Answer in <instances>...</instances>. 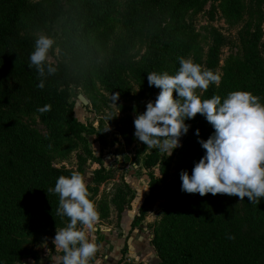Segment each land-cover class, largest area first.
I'll return each mask as SVG.
<instances>
[{
  "label": "trees",
  "instance_id": "obj_1",
  "mask_svg": "<svg viewBox=\"0 0 264 264\" xmlns=\"http://www.w3.org/2000/svg\"><path fill=\"white\" fill-rule=\"evenodd\" d=\"M182 1L187 0H174L169 6L177 8ZM164 2L128 0L124 18L130 42L128 46L114 47L109 59V72L117 83L122 81L121 70L130 60L128 47L149 26H155L150 54L140 72L147 83L150 72L174 75L180 67L178 58H185L194 46L199 32L186 26L161 24L160 7ZM111 4L112 0L59 1L54 16L66 14L62 24L65 36L62 49L73 56L77 54L78 59L74 64L52 61L56 73L41 78L34 66L28 67L36 38L21 33L25 14L17 8L15 0H0V264L21 263L26 254L36 258V252L23 246L17 233L42 224V220L34 217L40 204L49 207L59 203L58 194H47V190L55 187L61 175L70 177L72 173L50 162L47 149L52 147L51 143L27 127L18 113L29 114L50 104L51 111L37 112L57 139L66 135L67 126L99 135L95 126H87L73 115L70 83L80 71L82 60H88L96 76L106 81L107 75L100 68L90 38L97 35L101 39L110 32ZM207 69L213 71L210 67ZM41 79H44L43 89L37 87ZM148 88L150 101H155L159 89L149 85ZM238 90L251 92L264 104V76L260 62L253 54L229 58L219 86L210 84L207 91H203L202 99L219 95L223 102L229 93ZM185 123L190 127L180 148L176 179L166 180L164 164L168 156L165 152L160 154L158 148L149 151L143 161L150 176L149 194L145 200L158 187L167 200L164 227L169 231L170 246L166 250L160 239H151L159 257L157 264H264V198L259 204H251L247 197L240 201L235 196H200L181 190V171L191 175L194 165L205 155L198 141L207 140L214 133L203 115L197 114ZM98 162L101 166L93 172L94 181L101 179L104 168L102 160ZM155 165H159L160 176L153 173ZM161 181L165 182L160 185ZM123 206L119 205L120 210ZM41 216L46 220L50 218L46 211ZM138 217L134 214L131 229ZM176 227L181 231L173 236ZM33 264L40 263L35 261Z\"/></svg>",
  "mask_w": 264,
  "mask_h": 264
},
{
  "label": "rangeland",
  "instance_id": "obj_2",
  "mask_svg": "<svg viewBox=\"0 0 264 264\" xmlns=\"http://www.w3.org/2000/svg\"><path fill=\"white\" fill-rule=\"evenodd\" d=\"M59 1L15 0L17 8L25 14L21 33L36 39L40 35L54 38L56 44L50 51L52 61L74 64L78 59L77 54L72 52L73 56L62 49L65 38L62 24L66 14L54 16ZM173 1L165 0L160 7L161 24L186 26L199 32L198 39L185 59L191 58L204 68L210 67L215 73L222 75L229 58H244L253 54L260 62L264 76V0H187L180 2L179 7L172 8L169 4ZM127 4L128 0H112L108 18L110 32L101 39L97 35L90 38L100 68L107 75L106 81L96 76L88 60H82L79 62L80 71L70 83L73 115L85 125L95 126L99 135L67 126L66 135L59 140L37 111L18 113L27 127L51 143L52 147L47 149V154L54 166L77 171L85 177L91 193L89 199L99 212L94 231L89 233V238L94 239L98 245V252L90 259L89 264L101 260L103 262L100 264H113L117 251L120 252V248L117 250L116 239L111 240L110 253L106 258L104 253L107 250L103 251L99 245L107 248L108 244L105 242L110 241V238H105V234L107 231L114 232L116 217L121 212L119 205L122 204L123 209L135 206V215L139 217L133 228L144 230L150 243L155 237L160 239L166 250L170 246L169 231L164 227L166 198L160 194L158 187L145 200L149 194L150 176L143 161L153 148H147L134 135V119L138 113L146 110L150 101L148 83L140 72L150 54L154 25L145 29L136 42L128 47L130 60L121 70L122 81H114L109 72V59L114 47L120 44L128 46L130 42L124 18ZM78 93L86 97V103L81 102ZM115 93H119V99L113 103L112 95ZM197 94L202 98L203 92L197 90ZM184 136L185 134L180 137V146L165 161L166 180L176 179L178 176ZM165 154L167 155L166 152ZM98 160H102L104 168L101 170V179L94 181L93 172L101 166ZM152 170L156 176H160L159 165H155ZM44 204H40L34 214V217L44 223L17 233L21 244L36 252V258L26 254L21 263L15 264H33L35 261L56 264L57 257L63 254L62 250L55 248L53 239L56 229L66 227L70 220L66 216L57 215L59 203H53L49 207ZM43 211L48 213V220L41 216ZM77 227L80 228L81 225L78 224ZM104 230L107 231L104 233ZM179 231L181 229L176 227L172 231L173 236ZM180 244L184 246L181 240ZM135 247L144 250L141 244H135ZM129 257L131 259L124 264H135L133 256Z\"/></svg>",
  "mask_w": 264,
  "mask_h": 264
},
{
  "label": "clouds",
  "instance_id": "obj_3",
  "mask_svg": "<svg viewBox=\"0 0 264 264\" xmlns=\"http://www.w3.org/2000/svg\"><path fill=\"white\" fill-rule=\"evenodd\" d=\"M55 44L48 35L35 40L28 67L34 66L41 78L57 71L50 56ZM178 59L180 67L174 75L148 73L149 87H156L159 93L155 101L147 103L143 113L136 115L135 137L147 148H158L170 157L180 146V137L189 130L185 120L203 115L214 133L207 140L198 141L205 155L194 165L191 175L181 171V190L200 196H235L240 201L247 197L251 204H259L264 198V104L258 96L240 90L229 93L223 102L219 95L202 99L197 90L207 91L210 84L219 86L221 75L191 58ZM37 87H45L44 79ZM118 99L119 93L112 95L113 103ZM51 107L48 104L37 111L43 114ZM196 135L199 136V129ZM48 192L59 196L57 215L70 220L66 227L56 229L53 244L63 253L56 264H89L98 250L89 233L94 231L99 212L89 199L91 193L84 175L77 171L70 177L61 175Z\"/></svg>",
  "mask_w": 264,
  "mask_h": 264
},
{
  "label": "crops",
  "instance_id": "obj_4",
  "mask_svg": "<svg viewBox=\"0 0 264 264\" xmlns=\"http://www.w3.org/2000/svg\"><path fill=\"white\" fill-rule=\"evenodd\" d=\"M134 214L135 206L122 209L116 217L117 225H114V232H108L107 230H104V233L107 231L105 238H110V241L105 242V244H108L107 248L99 245L103 251L107 250V252L104 253V258H106L108 253H110L111 240L116 239L117 250L120 248V252L119 250L117 251L113 264H124L126 261H128V259H131L129 256H133L132 260L134 261L138 260L146 262L147 264H157L158 256L156 255L152 244L149 242L146 232L141 228L131 229V220ZM135 244L143 245L144 250L136 248ZM123 247L124 252L122 253L121 250ZM100 262H103V260L94 261L91 264H100ZM40 263L43 264L42 261Z\"/></svg>",
  "mask_w": 264,
  "mask_h": 264
},
{
  "label": "water",
  "instance_id": "obj_5",
  "mask_svg": "<svg viewBox=\"0 0 264 264\" xmlns=\"http://www.w3.org/2000/svg\"><path fill=\"white\" fill-rule=\"evenodd\" d=\"M77 96L81 100L82 103H86L87 102V99H86V97L83 94L78 93Z\"/></svg>",
  "mask_w": 264,
  "mask_h": 264
},
{
  "label": "built area",
  "instance_id": "obj_6",
  "mask_svg": "<svg viewBox=\"0 0 264 264\" xmlns=\"http://www.w3.org/2000/svg\"><path fill=\"white\" fill-rule=\"evenodd\" d=\"M128 260H130V259H128ZM135 264H147V263L136 260Z\"/></svg>",
  "mask_w": 264,
  "mask_h": 264
}]
</instances>
